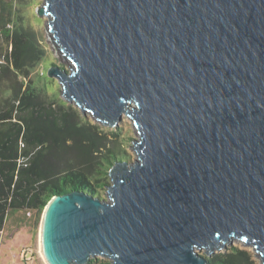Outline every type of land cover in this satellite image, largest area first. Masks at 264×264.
Returning <instances> with one entry per match:
<instances>
[{
  "label": "water",
  "instance_id": "95a60500",
  "mask_svg": "<svg viewBox=\"0 0 264 264\" xmlns=\"http://www.w3.org/2000/svg\"><path fill=\"white\" fill-rule=\"evenodd\" d=\"M38 14L72 62L48 71L65 99L140 135L108 200L48 202L46 263L209 264L199 250L235 239L264 263V0H47Z\"/></svg>",
  "mask_w": 264,
  "mask_h": 264
},
{
  "label": "trees",
  "instance_id": "16d2710c",
  "mask_svg": "<svg viewBox=\"0 0 264 264\" xmlns=\"http://www.w3.org/2000/svg\"><path fill=\"white\" fill-rule=\"evenodd\" d=\"M11 32L4 28L13 49L5 56L0 82L11 65L14 75L30 77L43 58L33 33L24 27ZM38 82L29 83L25 90L24 81L13 83L9 97L0 88V224L10 213L21 212L26 219L20 226L28 228L33 237L54 196L84 191L103 199L101 190L110 185V169L126 159L110 133L80 117L71 106L48 99L46 87ZM20 157L26 160L19 163ZM207 258L209 264H257L253 253L240 247ZM87 264L110 261L95 257Z\"/></svg>",
  "mask_w": 264,
  "mask_h": 264
},
{
  "label": "rangeland",
  "instance_id": "374dc122",
  "mask_svg": "<svg viewBox=\"0 0 264 264\" xmlns=\"http://www.w3.org/2000/svg\"><path fill=\"white\" fill-rule=\"evenodd\" d=\"M46 3L47 0H0V71L2 65L6 63V54H10L13 49L4 35V28L11 29V34L17 28H26L29 32L33 33V40L43 50V58L35 67L30 77L23 78L19 75H14L13 66L11 65L9 72L2 75L0 88L4 90L5 96L9 97L13 92L11 87L13 83L16 84L18 82L17 84H19L21 81H24L25 85L23 86V90H25L29 83L35 85L38 80L40 85L46 87V96L48 99H54L57 104L65 103L67 107L71 106L80 117L85 118L92 124L99 125L104 131L110 133L112 138L121 147V153L126 156L125 161L133 164L138 158L137 152L134 150V142L140 138L133 119L123 114L122 120L116 126L104 125L89 111L84 113L75 102H70L65 99L63 85L59 79L49 76L48 71L52 66L66 69L68 72L71 71L72 62L65 57L54 41L52 32L47 24L50 17L48 15L38 14L39 10L45 7ZM11 34L10 37L12 38ZM113 133H118V135L115 136ZM101 196L105 200L109 199L108 187L101 190ZM42 215L38 225V232L33 237L28 228L20 226V223L26 219L21 212L9 214L5 224V236L0 242V264H45L39 252ZM231 247L248 249L253 253L257 264H264L253 247L247 246L243 241L238 239L228 243L226 249L217 251L216 253L226 251ZM26 248H28L29 252L26 251ZM199 253L210 257L206 254L205 250H199ZM100 258L111 261L107 257ZM25 259H28V261L26 262Z\"/></svg>",
  "mask_w": 264,
  "mask_h": 264
},
{
  "label": "built area",
  "instance_id": "2783aa9c",
  "mask_svg": "<svg viewBox=\"0 0 264 264\" xmlns=\"http://www.w3.org/2000/svg\"><path fill=\"white\" fill-rule=\"evenodd\" d=\"M21 145H24V144L21 142ZM23 160H26V159H24L23 157H20L18 159V162L21 163ZM0 180H1V176H0ZM26 214H27V216H31V211H27ZM6 222H7V218H6L4 223L0 224V242L2 241V239L5 236V224H6Z\"/></svg>",
  "mask_w": 264,
  "mask_h": 264
},
{
  "label": "bare ground",
  "instance_id": "6f19581e",
  "mask_svg": "<svg viewBox=\"0 0 264 264\" xmlns=\"http://www.w3.org/2000/svg\"><path fill=\"white\" fill-rule=\"evenodd\" d=\"M54 41H55V39H54ZM39 241H40V249H39V252H40L41 257L43 258V255H42V252H41V238L40 237H39ZM43 260H44V258H43ZM44 262H45V264H47L45 260H44Z\"/></svg>",
  "mask_w": 264,
  "mask_h": 264
}]
</instances>
